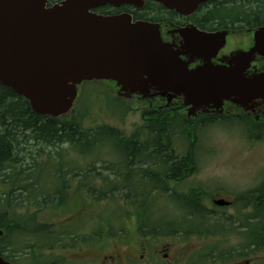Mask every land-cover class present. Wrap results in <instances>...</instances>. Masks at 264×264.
Listing matches in <instances>:
<instances>
[{
	"label": "flooded vegetation",
	"instance_id": "flooded-vegetation-1",
	"mask_svg": "<svg viewBox=\"0 0 264 264\" xmlns=\"http://www.w3.org/2000/svg\"><path fill=\"white\" fill-rule=\"evenodd\" d=\"M217 12L221 14L225 26L213 31L226 32V37L224 46L210 58V63L215 67H229L236 52L248 51L253 46V33L258 28L255 22L264 14V1L209 0L198 6L190 17L163 16L159 21L162 40L174 45L182 61L188 63V69L203 66L205 60H191L180 48L182 41L176 31L191 26L205 31L202 18H198L197 14ZM207 21L213 22L214 18ZM252 60L244 70L245 76L264 73V58L255 55ZM168 97L172 98L168 101ZM151 102V105L156 103L158 110L186 116L192 123L205 117L209 120L212 116L231 119L227 114H235L245 127L255 128L253 133L248 134L250 138L255 131L264 130V99L242 106L234 105L229 99L223 102L221 109L214 110L207 104L198 106L193 112L184 105L181 97L170 93L163 97L153 92ZM110 154L112 157L102 159L105 165H95L91 174L85 167L72 168L68 176L70 181L62 188L66 190L63 204L69 212L82 213L77 198L84 202L83 209L86 203L95 204L91 211L95 222L93 229L72 230L68 226L57 231L55 225H36L33 219V228L41 227V231L20 233L33 235L35 243L27 250L22 247L20 251L23 253L13 263V256L6 252L7 244L0 241V256L11 264L23 262L25 251V257L31 259L29 264H264V181L236 200L211 198V204L216 207H221L216 201L224 200L229 204L222 208H231L238 202L243 209L251 210L249 219L245 216L243 221H237L238 228L244 229L239 233L241 241L238 244L196 246L205 237L224 229L213 230L214 222L211 224V221L214 213L208 200L203 198V189L183 185L196 172L194 152H153L162 156L159 161H151L140 151H113ZM185 158L188 160L183 168ZM92 174L97 176V182L90 184ZM72 175L78 179L77 182L73 183ZM176 185L180 187L176 188ZM154 194L166 198L157 202L153 199ZM52 200L48 201L47 207L54 206L55 201ZM73 203L77 204L76 209L70 208ZM129 219L134 220L135 229H120L118 220L127 222ZM227 219L229 224L233 221L230 217ZM250 221L253 223L248 226Z\"/></svg>",
	"mask_w": 264,
	"mask_h": 264
},
{
	"label": "water",
	"instance_id": "water-1",
	"mask_svg": "<svg viewBox=\"0 0 264 264\" xmlns=\"http://www.w3.org/2000/svg\"><path fill=\"white\" fill-rule=\"evenodd\" d=\"M47 1L0 0V84L24 98L38 115L66 116L77 87L94 80L114 82L124 98L149 100L153 92L163 97L170 93L190 109L208 103L220 108L229 99L238 106L264 99V74L246 78L243 66L208 63L190 71L178 53L162 43L157 24L132 22L126 13L92 12L104 6L138 9L152 1L186 16L207 0H62L46 7ZM180 35L189 55L206 59L215 55L225 37L193 29ZM254 54L264 57V26L254 32L253 48L233 60L247 63ZM0 264L9 263L0 257Z\"/></svg>",
	"mask_w": 264,
	"mask_h": 264
},
{
	"label": "rangeland",
	"instance_id": "rangeland-1",
	"mask_svg": "<svg viewBox=\"0 0 264 264\" xmlns=\"http://www.w3.org/2000/svg\"><path fill=\"white\" fill-rule=\"evenodd\" d=\"M98 87L93 88L91 85H88L81 86L78 89L77 102L79 110H82L81 106L83 103L85 107H88L86 114L88 117L85 120L90 121L93 118L96 125H108L127 135L140 127V113L142 110L150 107L151 103L135 98L116 101V92L109 84H99ZM91 89H95L96 91L89 94ZM114 103L117 105L116 109L112 107ZM153 107H156V103L153 104ZM227 115H230L233 120L222 121L220 118H217L208 127L196 132V146L193 149L196 158V172L191 179L183 183L188 188L201 187L203 189V198L208 200L211 211L214 213L211 224L213 222H222L225 226L223 231L210 237H205L196 246L226 247L238 244L241 241L239 233L244 231V229L238 228L239 223L237 221H243L245 216L249 219L251 210L243 209L238 202H235V205L231 208L216 207L211 204V198L220 197L226 200H236L239 196L253 190L260 182L264 181V130L255 131L254 135L250 138L248 137V131H246L247 128L237 121L234 116L235 114L228 113ZM174 148L176 151L182 152L186 150L187 143L181 138H175ZM38 149V146L32 144L27 148L26 152L24 149L21 155L24 160L19 167L28 166L26 168L28 170L32 166L34 167L30 170L33 171L31 181L33 182L32 187L37 189L33 190V188L29 187L28 193L26 191H16V198L13 201V205H11L15 215L19 217L33 214L36 225L38 223L48 224L50 227L55 225L57 231L63 230L68 226L72 230L93 229L95 222L92 219L91 211L95 207L94 203H86L83 209L84 202L81 203V198H77L76 202L79 204L80 211L83 210L81 214L73 211L69 212V208L66 206L56 208L55 203L54 206L50 207L42 205V197H45L50 189L57 187V179L53 175L55 161L46 159V156H48L47 152L54 153L55 151H47L45 149L43 157H38ZM59 152L65 158L63 165H67L70 169L84 166L89 162L81 160L77 153L66 150ZM96 153L101 159L92 160V163L98 164V166L104 164L102 163V159L109 156L112 157L111 151L106 150L105 146ZM71 179L73 183L78 181V179H75V175H72ZM95 182H97V176L92 174L89 183L93 184ZM177 187L180 186L176 185ZM7 191L8 186L0 183L1 211H6L10 208L7 205L5 197ZM68 195L67 193L66 196ZM61 196L63 199L65 198L63 194ZM23 198L26 200H23ZM52 198L53 196H48L49 200ZM164 198L166 197L155 194L153 197L157 202L163 201ZM77 204L73 203L70 208L76 209ZM227 217L233 220L230 224L227 223ZM252 223L250 221V225L248 223L247 225L251 226ZM118 225L120 229L129 227V229L133 230L136 227L134 220L127 222L118 220ZM33 238V235L28 233H16L3 242L7 244L6 252L13 256V263H16L15 258L23 253L20 251L22 247L27 250V248L35 243ZM25 253L27 252H24V259L20 264H29L31 262L30 258L25 257ZM262 256H264V253Z\"/></svg>",
	"mask_w": 264,
	"mask_h": 264
},
{
	"label": "trees",
	"instance_id": "trees-1",
	"mask_svg": "<svg viewBox=\"0 0 264 264\" xmlns=\"http://www.w3.org/2000/svg\"><path fill=\"white\" fill-rule=\"evenodd\" d=\"M58 1V0H50ZM264 1V0H263ZM155 8L158 12L163 9L154 3L147 2L142 9L135 10L130 7H122L120 10H114L110 7L100 8L97 12L101 14H112L119 11L131 13L134 19L146 20L156 22L154 16H150L149 12ZM161 13V12H160ZM172 13V12H171ZM203 15V22L207 26H210L207 22L208 17ZM255 24L257 26L264 24V14L256 18ZM93 88L98 84L92 83ZM91 85V84H88ZM96 91L91 89L89 94ZM116 101L120 99L116 98ZM88 105V104H87ZM116 103L113 104V108L116 109ZM82 110H79L78 102H75L73 113L61 117L59 119L44 117L34 113L28 102L15 95L10 89L0 85V183L8 186V191L5 194L6 202L9 209L6 211L0 210V230L3 231V236L0 239L1 242L11 238L13 234L20 231L37 232L41 231V227H35L33 223L34 215H15L12 209L13 201L16 198V191L29 192V187L33 190L37 189L32 187L34 167L26 169V167H19L22 164V153L27 151V148L32 144L39 147L37 151L38 157H43L45 149L55 151L53 154L47 152L46 159H51L55 162L56 166L60 167L55 175L58 177L57 182L61 184V187L55 188L52 191V201H55L56 208L65 207L63 204V198L66 190L62 189L64 184H67L70 179L68 176L71 174V169L65 165V170H60L63 165V156L59 151H70L77 153L81 160L92 162V160L99 159V157H93L96 152H99L103 146L108 151H140L144 156H149L151 161H159L162 156L153 154V152H173L175 138H181L187 143L185 151L193 152L196 146L195 136L198 130L208 127L213 121L209 123L194 122L187 120L184 116L172 114L167 111H158L154 108L148 107L142 110L141 125L133 133L127 135L118 129L111 128L108 125H96L93 118L90 121L85 120L88 117L85 104H82ZM249 132H253L249 129ZM52 155V156H51ZM60 158V159H57ZM34 160V159H33ZM182 167H186V160L183 159ZM33 164V163H32ZM87 169V173L91 174L92 168L95 167L94 163H87L84 166ZM171 172H174L171 170ZM86 176H88V174ZM26 175V177H24ZM175 175V174H173ZM23 182V183H20ZM138 193V191H135ZM264 194V190L262 191ZM48 196L42 197V205L48 204ZM140 197H143L140 195ZM264 198V196H263ZM56 199V200H55ZM23 200H26L23 198ZM22 205V204H21ZM214 231L224 229L222 222H214ZM46 230V229H44Z\"/></svg>",
	"mask_w": 264,
	"mask_h": 264
}]
</instances>
